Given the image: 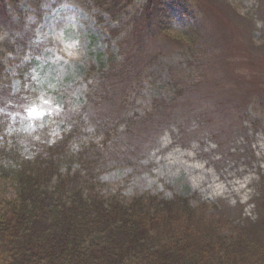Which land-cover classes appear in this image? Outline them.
I'll list each match as a JSON object with an SVG mask.
<instances>
[{
	"label": "rangeland",
	"instance_id": "374dc122",
	"mask_svg": "<svg viewBox=\"0 0 264 264\" xmlns=\"http://www.w3.org/2000/svg\"><path fill=\"white\" fill-rule=\"evenodd\" d=\"M3 1V136L17 131L50 140L58 127L56 142L68 118L96 130L99 121L113 126L134 113L138 118L129 122L135 126L126 139L108 144L106 170L104 156L91 155L105 170L99 177L105 193L127 199L144 193L167 200L184 196L192 207L207 206L209 215L228 218L264 243V0H159L160 17L175 38L192 32V51L180 38L145 34V22L135 29L149 0H121L112 14L87 0ZM64 40L78 41L74 56ZM56 55L64 59L54 63ZM110 56L115 70H91ZM190 76L196 81L189 87L184 82ZM101 85L114 98L97 106L88 93ZM45 90L64 112L54 125L19 131L14 114H23L30 98ZM127 94L136 101L124 103ZM157 100L168 103L155 112Z\"/></svg>",
	"mask_w": 264,
	"mask_h": 264
},
{
	"label": "trees",
	"instance_id": "16d2710c",
	"mask_svg": "<svg viewBox=\"0 0 264 264\" xmlns=\"http://www.w3.org/2000/svg\"><path fill=\"white\" fill-rule=\"evenodd\" d=\"M87 1L112 14L121 0ZM158 2L149 0L135 29L145 22L143 31L150 37L175 38L160 17ZM190 35L175 39L192 51ZM113 62L110 56L91 70H115ZM2 72L0 67L4 83ZM195 81L190 76L184 83L190 87ZM108 91L98 86L88 99L97 106L109 104L114 95ZM133 99L123 96L124 103ZM156 102L155 112L168 103ZM84 110L80 116L87 114ZM127 118L108 127L99 121L96 130L80 128L68 118L61 138L52 144L17 131L3 136L7 123L0 118V264H263L264 243L228 218L209 215L207 206L192 207L184 196L167 200L144 193L127 199L105 193L99 177L110 165L108 144L126 139L135 126L129 122L138 116ZM90 135L93 139L85 141ZM76 141L83 142L78 149ZM92 154L104 156L105 170L96 166ZM9 190L13 196L6 195Z\"/></svg>",
	"mask_w": 264,
	"mask_h": 264
},
{
	"label": "clouds",
	"instance_id": "9594fccd",
	"mask_svg": "<svg viewBox=\"0 0 264 264\" xmlns=\"http://www.w3.org/2000/svg\"><path fill=\"white\" fill-rule=\"evenodd\" d=\"M67 18L69 20H74L75 16L74 14H69ZM71 26L74 27V24ZM63 36H64V33L63 31H61L58 34V38H63ZM63 43L65 45V50L67 51L68 56H74L75 48L78 44V41L64 40ZM61 59H64V58L59 55H56L55 58L53 59V62L55 63ZM65 62L67 63V61ZM33 79L34 80L37 79V76L34 75ZM38 83L43 84L44 81L38 80ZM48 88L55 89L56 85L49 84ZM63 112H64V108H63L62 103L58 101L56 96L51 95L50 92L45 90V91H40L39 95L36 96L34 99L30 98V103L24 106L23 114L15 113L14 116L20 117L21 127L18 130L31 134L37 128L42 129L46 125L56 124L57 121L54 118L60 117ZM50 135L52 139L48 140L47 142L49 144H52L55 142V139L59 137V128L58 127L52 128ZM34 139H40V137L36 136L34 137ZM25 158L26 159L31 158V154H29V156Z\"/></svg>",
	"mask_w": 264,
	"mask_h": 264
},
{
	"label": "bare ground",
	"instance_id": "6f19581e",
	"mask_svg": "<svg viewBox=\"0 0 264 264\" xmlns=\"http://www.w3.org/2000/svg\"><path fill=\"white\" fill-rule=\"evenodd\" d=\"M195 170H198V171H199V169H198V168H195ZM216 181H221V179H219V180H216Z\"/></svg>",
	"mask_w": 264,
	"mask_h": 264
}]
</instances>
